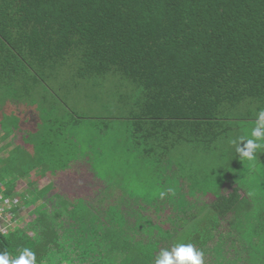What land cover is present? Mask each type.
<instances>
[{
	"label": "trees",
	"instance_id": "1",
	"mask_svg": "<svg viewBox=\"0 0 264 264\" xmlns=\"http://www.w3.org/2000/svg\"><path fill=\"white\" fill-rule=\"evenodd\" d=\"M67 72L80 78L120 73L140 89L130 113L128 171L119 163L115 167L130 178H148L142 168L163 165L184 142L212 150L242 104L264 107V0H0V128L4 140L17 134L2 150L6 155H0V193L10 197L26 178L32 176L29 182L35 184L46 177L35 198V218L0 233V253L17 258L30 248L36 264L66 259L77 264H155L162 249L175 245L172 229H153L154 238L141 242L121 238L124 230L118 229L88 240L93 224L109 215L125 220L126 213L115 209L121 194L103 195L109 183L103 184L96 168L100 156L95 146L83 145L91 140L71 133L82 126L83 117L67 108L47 83L51 79L55 86H72L62 79ZM13 101L35 109L37 119L24 115V109L20 114ZM82 183L91 191L77 203L69 195ZM116 188L122 189L119 184ZM230 188L209 194L215 198L205 223L194 222L187 234L181 229L190 238L180 243L202 250L205 263L214 250L219 258L226 253L235 226L228 234L219 232L225 218L235 225L252 219L253 206L241 189ZM52 190L57 192L52 195ZM149 213L155 211L142 215L150 221ZM135 215L127 213L129 219ZM163 215L161 221L167 219ZM258 229L263 232L264 225ZM250 241L249 264H264V238ZM253 245L263 246L262 252ZM256 252L260 258L253 257Z\"/></svg>",
	"mask_w": 264,
	"mask_h": 264
},
{
	"label": "rangeland",
	"instance_id": "2",
	"mask_svg": "<svg viewBox=\"0 0 264 264\" xmlns=\"http://www.w3.org/2000/svg\"><path fill=\"white\" fill-rule=\"evenodd\" d=\"M74 67H77L76 64ZM62 79L65 81L69 79L72 86H55L51 79H47V83L55 89L54 92L58 94V97L67 108L83 117L82 126L73 127L71 133L79 140L82 139V141L93 140L83 145L88 146V148L89 145L95 146L96 155L99 154L100 156L96 168L100 170V173L102 172L100 177L104 180L103 184L107 185L109 183V188L106 192L103 191V195L108 196L110 193L113 196V192L114 194H121V197L118 198L120 206L122 208L124 205L127 206L128 212L136 214L140 220H145L142 223L144 225L149 224L153 227L151 221L147 217L145 218L140 211L143 214L155 211L153 214L149 213L151 217L153 216L152 221L155 222L161 221L163 214H167V219L163 221L171 222L173 225L169 229H172L171 237L175 242L174 244H177L182 240H186L185 238H190L188 235L184 236V232L187 234L189 226L191 227L197 221L205 223L208 219L211 213L209 206L215 198L209 194H217L218 191L224 189L228 191L231 189L230 187L238 186L243 197L253 206V213L249 215L252 219L247 223L235 225L231 223V218H225L219 226V232L224 234L230 233V230L233 232L232 225L235 226V232L230 235L231 239H228L229 244L226 253L219 258L213 249V260L208 263L212 258L207 257V263L249 264L250 252L248 249L251 250V246L248 245V241L257 240L259 237L264 238V231L261 232L258 229L261 223L264 225V147L256 151L254 161H248L247 159L242 161L236 151V145H233L231 140L236 139L239 142L241 136L252 138L251 130L255 127L258 113L264 110V107L259 109L258 105L248 107V105L242 104L240 108L234 110L232 116L227 120L228 131L221 135L212 150L205 151L202 148H193L191 145L193 143L184 142L171 150L166 158L165 165L152 166V170H148L146 167L142 168L143 173L148 174V178L141 174L130 178L127 172L126 175H123L120 172L122 168L115 167V164L119 163L121 166L126 156L124 148H126L132 122L130 113L135 107V98L138 96L140 89H136L135 85L120 73L100 76L88 75L80 78L71 75V73L69 75L67 72L65 76H62ZM13 102L20 114V110L24 109V115L26 113L32 120L37 119L38 114L35 109L29 108L23 103ZM107 120L109 121L108 128H104L102 131V125ZM2 135L3 130L0 128V155L5 156L6 151L2 150L7 142L16 139L17 134L12 135L8 140H4ZM260 143H264V141ZM120 148L122 149L119 150ZM122 150L125 152L123 153ZM101 151L103 154H100ZM106 152L109 154L108 158L105 156ZM136 169L138 168L136 167ZM68 179L65 178L66 181ZM25 180L21 182L19 189L10 196L11 199H15V196L23 199H25L24 197L29 198L31 191H34L33 189H38L45 184L43 181L31 185L29 179L26 178ZM69 184L68 181L62 187L67 189ZM118 184L122 188L119 190L122 191L117 190L116 185ZM169 188L173 191H170L166 197L161 199L159 192ZM74 189L76 194L72 195L71 199L77 203L82 195L91 191L88 185L83 183L75 186ZM49 199L47 198V202H49ZM108 199L111 200V198ZM108 199H105L106 203L110 204ZM23 203L27 210L23 223L28 225L35 218L34 205L32 206L29 202L27 204L25 200ZM77 213L80 215L81 212L77 210ZM182 227L183 230L186 228L184 232H181ZM99 231L98 228L93 229L88 240L95 238ZM178 234L179 236H176ZM260 242L262 243V241ZM255 247L257 249L259 247L260 252H262L263 246L257 245ZM255 247L252 246L254 251L256 250ZM256 253L258 255L253 254L254 258H260V254H264V252ZM227 259L228 261L234 259V262H227ZM60 264L77 263L66 259ZM250 264H255V262L251 261Z\"/></svg>",
	"mask_w": 264,
	"mask_h": 264
},
{
	"label": "clouds",
	"instance_id": "3",
	"mask_svg": "<svg viewBox=\"0 0 264 264\" xmlns=\"http://www.w3.org/2000/svg\"><path fill=\"white\" fill-rule=\"evenodd\" d=\"M251 137L241 136L239 142L236 139L231 140V143L236 145V151L242 161L244 159L254 161L256 151L264 147V143H260L264 141V110L258 113ZM170 191L173 190L169 188L159 192V197L163 199ZM204 255V252L198 250L194 244L177 243L171 250L162 249L155 264H205ZM0 264H36V253L30 248H24L17 258H12L8 252L0 253Z\"/></svg>",
	"mask_w": 264,
	"mask_h": 264
},
{
	"label": "crops",
	"instance_id": "4",
	"mask_svg": "<svg viewBox=\"0 0 264 264\" xmlns=\"http://www.w3.org/2000/svg\"><path fill=\"white\" fill-rule=\"evenodd\" d=\"M86 141V140H85ZM91 141H93V140H91ZM122 148H120L119 150H121ZM124 150L126 151V148H124ZM125 151H123L122 150V152L124 153ZM106 158H108V156H109V154H108V152H106ZM134 157H135V155L133 154L132 156H130V159H134ZM126 160H129V155H128V153L126 152V156L124 157V159H123V163H122V166L125 168L124 170H126V171H128V169H126V168H128L129 167V164H127L126 163ZM120 165V164H119ZM164 165H165V163H164ZM158 171H159V169H158ZM124 173L125 172H123L122 174L124 175ZM33 176H35V174H33ZM32 177V176H31ZM31 177H29V181H30V179H32ZM46 180V177H41V178H39L36 182H38V183H42L43 181H45ZM30 183V182H29ZM31 185H35V184H32V183H30ZM43 186H44V184H43ZM43 186H41L40 188H38V189H33L34 191H31V193H30V196H29V198H26V197H24L25 198V201H27V204H28V202L33 206L34 205V207H33V210L35 209V198L36 197H38L39 196V192L41 191V189L43 188ZM29 189V188H28ZM27 189V190H28ZM57 192V190L56 191H54V190H52L51 191V194L53 195V194H55ZM59 192V191H58ZM90 192H88V194H89ZM74 194H76L75 193V191L71 194V195H69L70 196V198L72 197V195H74ZM87 194V193H86ZM86 194H84V195H86ZM47 197V196H46ZM81 197H83V195L81 196ZM26 199H28V200H26ZM72 200V199H71ZM45 202H47V200H44ZM33 202V203H32ZM23 203V202H22ZM25 204H26V202H25ZM23 205H24V203H23ZM89 207H91V206H89ZM117 208H115L117 211H119V212H122V213H126V215H124L125 216V220H120V221H115V219H112L113 218V216H111V215H109V219H105L104 221H99L98 223L96 222L95 224H93L92 225V227H93V229H95V228H98V229H100L101 230V232L98 234V235H96L95 236V238L97 239V238H103V231L105 230H109V229H118V230H124L123 232H119V235L121 236V238H125V239H134V238H138L140 241H138V242H141V240H142V238H146V237H148L149 239L152 237V235H153V232H151V230H153V229H164V228H169L170 226L171 227H173V225L171 224V222H168V221H157V222H155V221H152V220H150L151 221V223L153 224V227L152 226H150L149 224L148 225H144V224H142V223H144V221L143 220H140V219H138L139 217L137 216V215H135V217H132V219H129V217L127 216V213H129L128 211H127V206H123V208L119 205V206H116ZM110 208H112V207H110ZM92 210L94 209V207H92L91 208ZM94 211H95V209H94ZM26 213L27 212H25L23 215H21L20 216V219H19V224L21 223V222H24V220H25V218H26ZM108 213H110V210L108 211ZM140 213L142 214V212L140 211ZM127 217H128V219H127ZM108 218V217H107ZM89 221H91V220H89ZM148 223V222H147ZM18 224V225H19ZM92 229V230H93ZM136 230H140V231H136ZM145 230H150V231H145ZM104 231V232H105ZM107 238H109V237H106L105 236V238H104V240L106 239L107 240ZM154 238V237H153ZM153 238H151V239H153ZM147 239V238H146ZM105 243H109L108 242V240L107 241H105ZM100 254V253H99ZM105 255H106V257H108L109 255H107V253H105L104 254V257H105ZM115 255V254H114ZM118 258L121 256L120 254H117L116 255ZM116 257V258H117ZM96 258V257H95Z\"/></svg>",
	"mask_w": 264,
	"mask_h": 264
},
{
	"label": "built area",
	"instance_id": "5",
	"mask_svg": "<svg viewBox=\"0 0 264 264\" xmlns=\"http://www.w3.org/2000/svg\"><path fill=\"white\" fill-rule=\"evenodd\" d=\"M4 197L0 193V233H7L19 224L20 216L27 212L19 197Z\"/></svg>",
	"mask_w": 264,
	"mask_h": 264
}]
</instances>
